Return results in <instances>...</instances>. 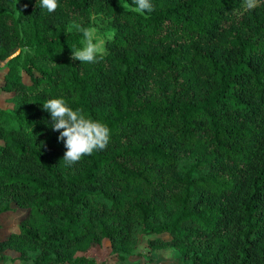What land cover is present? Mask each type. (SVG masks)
I'll use <instances>...</instances> for the list:
<instances>
[{
    "label": "trees",
    "instance_id": "obj_1",
    "mask_svg": "<svg viewBox=\"0 0 264 264\" xmlns=\"http://www.w3.org/2000/svg\"><path fill=\"white\" fill-rule=\"evenodd\" d=\"M58 3L0 0L2 89L16 99L0 108V213L26 209L0 264L5 250L94 264L75 253L100 238L133 264L139 234L181 248L179 264H264V0H151L143 15ZM91 11L109 13L115 35L80 64L70 49L83 36L65 19L91 27ZM49 98L107 124L106 148L66 166Z\"/></svg>",
    "mask_w": 264,
    "mask_h": 264
},
{
    "label": "clouds",
    "instance_id": "obj_2",
    "mask_svg": "<svg viewBox=\"0 0 264 264\" xmlns=\"http://www.w3.org/2000/svg\"><path fill=\"white\" fill-rule=\"evenodd\" d=\"M40 7L49 13L54 12L60 5L58 0H39ZM132 5L122 4L124 9H131L143 15L154 11L151 0H132ZM251 6V4H249ZM67 30H75L82 34L81 47L71 48V60L83 63H96L97 57L103 54V41H99L95 27H85L75 20L71 21ZM114 37L115 30H112ZM27 51V49H25ZM42 109L50 116L51 128L59 132L58 142L62 141L66 151L62 160L71 167L79 163L85 156L103 151L110 139V129L107 124L84 115L82 110L73 109L63 98H49L42 105ZM43 143V142H42ZM174 251V250H172Z\"/></svg>",
    "mask_w": 264,
    "mask_h": 264
},
{
    "label": "rangeland",
    "instance_id": "obj_3",
    "mask_svg": "<svg viewBox=\"0 0 264 264\" xmlns=\"http://www.w3.org/2000/svg\"><path fill=\"white\" fill-rule=\"evenodd\" d=\"M118 5L125 4L122 0H115ZM109 13L104 12H94L91 11L90 18L92 21L91 27L97 29V39L104 42L107 37L110 36L112 32V27H110L106 22L105 18L109 17ZM75 20L78 23H82V18L71 17L65 19V27L67 29L68 24ZM75 31V30H73ZM83 40V39H82ZM17 50L13 51L15 54ZM4 66L6 69V59H4ZM1 68V65H0ZM21 79L27 81L26 75L22 72ZM1 83V81H0ZM3 90V89H2ZM4 91V90H3ZM0 106H4L5 109H11L13 103L15 102V97L11 96L10 93L5 92L1 94ZM7 102V103H6ZM2 108V107H1ZM26 215V209L13 208L11 210L0 213V239L7 237L10 233L17 231V226L21 219ZM31 221L33 217L29 218ZM38 222V220H37ZM153 237V236H152ZM159 240L166 241L169 237L166 234L155 236ZM148 238L145 235L139 234L136 242V246L133 249V253L129 257V260L133 264H179L180 258L183 255L181 248L172 246H157L154 249H150L148 246ZM160 242V241H159ZM161 244V243H160ZM174 250V251H172ZM5 255L4 263L6 264H23L21 255L15 250H5L2 252ZM32 251L25 254L26 256H31ZM76 255L82 254L90 257L94 260V264H116L115 253L112 251L109 242L106 239H98L96 241H90L81 250H77Z\"/></svg>",
    "mask_w": 264,
    "mask_h": 264
},
{
    "label": "crops",
    "instance_id": "obj_4",
    "mask_svg": "<svg viewBox=\"0 0 264 264\" xmlns=\"http://www.w3.org/2000/svg\"><path fill=\"white\" fill-rule=\"evenodd\" d=\"M3 63H4V60H0V65H1V68H0V81H1V83H0V97L2 96L1 94L4 93V91L2 90V79H3V74L6 71ZM1 107L4 108V106H0V108Z\"/></svg>",
    "mask_w": 264,
    "mask_h": 264
}]
</instances>
